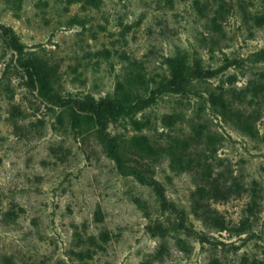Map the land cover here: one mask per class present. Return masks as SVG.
Wrapping results in <instances>:
<instances>
[{
    "label": "rangeland",
    "instance_id": "obj_1",
    "mask_svg": "<svg viewBox=\"0 0 264 264\" xmlns=\"http://www.w3.org/2000/svg\"><path fill=\"white\" fill-rule=\"evenodd\" d=\"M13 37L62 96L140 109L48 102ZM182 63L218 71L182 89ZM0 264H264V0H0Z\"/></svg>",
    "mask_w": 264,
    "mask_h": 264
},
{
    "label": "trees",
    "instance_id": "obj_2",
    "mask_svg": "<svg viewBox=\"0 0 264 264\" xmlns=\"http://www.w3.org/2000/svg\"><path fill=\"white\" fill-rule=\"evenodd\" d=\"M11 41L14 49L17 52V60L19 65L25 67L30 78L34 79L33 83H36L38 94L48 102L59 106L72 104L75 106L74 112L76 116H82L84 118L88 116L91 117V120L99 125L101 129L104 128L108 120H118L121 117L130 116L140 109V105L134 102L128 96L91 102L81 101L71 96H62V94H60L59 91L50 84V70L46 61H40L34 57L25 58L23 56V45L19 43L18 39L15 37H13ZM182 64L185 65V67L181 68L179 71L180 81L178 82L179 88L182 89H184L185 85H188L193 77H210L215 75V73L218 71L217 69H204L198 64H196L195 68L190 69L188 63ZM254 90H256V87H254ZM224 93L225 89L223 88H221V90L218 92L209 93L208 100L212 107L217 110L224 119L230 120L233 124L244 129L252 128L250 121L245 123V116L241 114L239 109L235 108L232 100L224 96ZM231 93H233V96L239 100H243V97L240 96L243 95L242 91L236 92L234 89H232ZM252 94L257 96L256 91H254ZM248 118L252 119L253 114L248 113ZM111 151H113V153H110L111 156L120 164L121 157L117 154L114 145H111ZM206 167V170H210L208 164ZM141 180L145 184L151 186V188L155 191L156 200L160 203V205H162V207L166 206L176 209L175 204L165 197L162 188H160L159 182H157L155 179L146 180L142 177ZM212 180L214 182H211V185L214 186L216 179L214 178ZM197 191L202 194V192L205 191V187H199ZM205 209H207V207ZM180 211L184 212L182 209H180Z\"/></svg>",
    "mask_w": 264,
    "mask_h": 264
}]
</instances>
